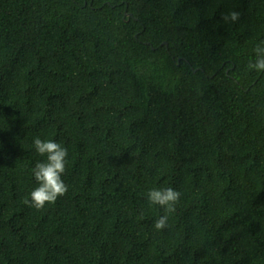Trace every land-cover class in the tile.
<instances>
[{"label": "trees", "instance_id": "16d2710c", "mask_svg": "<svg viewBox=\"0 0 264 264\" xmlns=\"http://www.w3.org/2000/svg\"><path fill=\"white\" fill-rule=\"evenodd\" d=\"M261 41L264 0H0V264H264Z\"/></svg>", "mask_w": 264, "mask_h": 264}, {"label": "clouds", "instance_id": "9594fccd", "mask_svg": "<svg viewBox=\"0 0 264 264\" xmlns=\"http://www.w3.org/2000/svg\"><path fill=\"white\" fill-rule=\"evenodd\" d=\"M241 12L230 11L222 14L221 19L225 23H236L241 19ZM249 70L264 72V41H261L255 47V59L249 60L247 65ZM36 151L46 156V161L36 163L32 169L38 186L30 193V199L24 198V204L41 210L46 204H54L59 197H62L68 191V186L62 179L66 170L68 155L66 147L53 140H42L36 137L33 141ZM150 204L159 205L164 208L165 215L155 222V228L162 230L168 227V219L171 213L176 211V204L179 202L181 193L171 187L154 188L148 192Z\"/></svg>", "mask_w": 264, "mask_h": 264}, {"label": "water", "instance_id": "95a60500", "mask_svg": "<svg viewBox=\"0 0 264 264\" xmlns=\"http://www.w3.org/2000/svg\"><path fill=\"white\" fill-rule=\"evenodd\" d=\"M165 43H166V41H165Z\"/></svg>", "mask_w": 264, "mask_h": 264}]
</instances>
